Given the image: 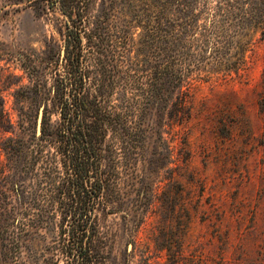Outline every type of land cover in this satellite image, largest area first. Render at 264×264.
<instances>
[{
  "label": "rangeland",
  "instance_id": "rangeland-1",
  "mask_svg": "<svg viewBox=\"0 0 264 264\" xmlns=\"http://www.w3.org/2000/svg\"><path fill=\"white\" fill-rule=\"evenodd\" d=\"M143 1L115 0L112 9V21L125 25L126 32L114 29L113 39L121 45L125 34L135 59L149 50L141 43L148 40L142 16L150 13ZM106 2L93 0V14L99 16ZM66 18L54 0H0V203L23 198L10 192L18 185L25 186L26 201L73 198L63 185L64 167L56 168L53 183L28 170L14 174L2 148L11 135L9 122L22 133L43 106L26 93L62 57ZM243 48L236 54L222 46L210 54L194 81L189 115L164 125L170 150L138 157L159 162L150 165L144 221L132 226L121 213L101 215L108 242L95 264H170L172 253H180L178 264H264V32L253 29ZM136 174H148L139 161ZM141 188L139 180L133 193ZM64 222L57 204L52 224H41L30 236L24 253L30 263H73ZM129 231L136 233L134 244ZM9 235L2 226L0 264H10Z\"/></svg>",
  "mask_w": 264,
  "mask_h": 264
},
{
  "label": "trees",
  "instance_id": "trees-1",
  "mask_svg": "<svg viewBox=\"0 0 264 264\" xmlns=\"http://www.w3.org/2000/svg\"><path fill=\"white\" fill-rule=\"evenodd\" d=\"M92 1L54 0L67 16L63 55L26 93L43 104L26 131L16 132L9 122L11 135L2 146L7 169L43 174L53 183L60 165L67 171L63 185L73 193L69 201L42 203L26 201L24 185L10 188L23 197L0 203V228L10 232V264H35L24 255L30 236L52 224L57 204L67 222L62 231L70 235L72 264H95L99 248L107 247L101 215L121 213L127 224L142 223L150 204V165L159 162L138 157L170 150L164 125L189 115L194 81L210 54L222 46L240 54L253 29L264 32V0H201L198 11L197 0H144L150 13L142 16L148 40L141 43L149 50L135 59L125 34L121 45L113 39L114 29L125 32V25L112 21L115 0H107L99 16ZM138 161L148 171L142 177ZM139 180L142 188L133 193ZM128 237L134 244L135 231ZM179 254L172 253L170 264H178Z\"/></svg>",
  "mask_w": 264,
  "mask_h": 264
},
{
  "label": "water",
  "instance_id": "water-1",
  "mask_svg": "<svg viewBox=\"0 0 264 264\" xmlns=\"http://www.w3.org/2000/svg\"><path fill=\"white\" fill-rule=\"evenodd\" d=\"M37 130H39V120H38V124H37Z\"/></svg>",
  "mask_w": 264,
  "mask_h": 264
}]
</instances>
